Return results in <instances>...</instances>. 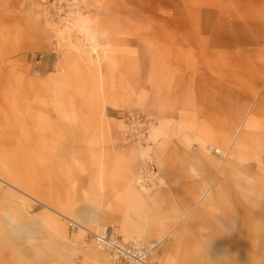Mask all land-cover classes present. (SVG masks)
Listing matches in <instances>:
<instances>
[{"label":"rangeland","instance_id":"374dc122","mask_svg":"<svg viewBox=\"0 0 264 264\" xmlns=\"http://www.w3.org/2000/svg\"><path fill=\"white\" fill-rule=\"evenodd\" d=\"M104 232L264 264V0H0V264Z\"/></svg>","mask_w":264,"mask_h":264},{"label":"built area","instance_id":"2783aa9c","mask_svg":"<svg viewBox=\"0 0 264 264\" xmlns=\"http://www.w3.org/2000/svg\"><path fill=\"white\" fill-rule=\"evenodd\" d=\"M95 240L100 248L123 264H149L151 249L142 242L125 244L106 232L95 236Z\"/></svg>","mask_w":264,"mask_h":264},{"label":"crops","instance_id":"0c3cea01","mask_svg":"<svg viewBox=\"0 0 264 264\" xmlns=\"http://www.w3.org/2000/svg\"><path fill=\"white\" fill-rule=\"evenodd\" d=\"M91 88H92V86H91V85H90V86H89V85H87V86H86V88H85V91H86V92H88V91H90V90H91ZM210 150H211V149H210ZM216 151H217V150H214V151H212V152L214 153V152H216ZM131 237H132V236H131Z\"/></svg>","mask_w":264,"mask_h":264}]
</instances>
